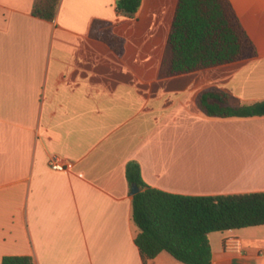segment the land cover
<instances>
[{
	"label": "crops",
	"instance_id": "1",
	"mask_svg": "<svg viewBox=\"0 0 264 264\" xmlns=\"http://www.w3.org/2000/svg\"><path fill=\"white\" fill-rule=\"evenodd\" d=\"M0 0V264H144L125 167L182 195L264 191V115L208 116L207 88L234 107L264 100V0H230L256 55L172 76L160 66L177 0ZM96 21L122 54L91 35ZM67 168L52 170L51 156ZM235 236L241 251H227ZM211 264H264V225L208 234ZM145 264H184L161 251Z\"/></svg>",
	"mask_w": 264,
	"mask_h": 264
},
{
	"label": "trees",
	"instance_id": "2",
	"mask_svg": "<svg viewBox=\"0 0 264 264\" xmlns=\"http://www.w3.org/2000/svg\"><path fill=\"white\" fill-rule=\"evenodd\" d=\"M60 0H33V16L53 20ZM141 0H116L115 8L134 14ZM91 35L122 54L124 40L105 22L96 21ZM256 47L243 28L230 0H177L164 55L161 76H172L255 56ZM196 105L208 116L264 115V100L234 107L228 94L214 88L200 91ZM132 195L134 237L142 261L167 251L184 264H211L208 234L264 225V191L226 195H182L146 184L136 161L125 167ZM1 264H33L29 255H5Z\"/></svg>",
	"mask_w": 264,
	"mask_h": 264
},
{
	"label": "built area",
	"instance_id": "3",
	"mask_svg": "<svg viewBox=\"0 0 264 264\" xmlns=\"http://www.w3.org/2000/svg\"><path fill=\"white\" fill-rule=\"evenodd\" d=\"M49 167L52 170L63 171L67 168V164L58 156H51L48 161ZM223 247L227 251H241V243L240 240L235 236H229L224 239ZM261 253L264 254V244L261 248Z\"/></svg>",
	"mask_w": 264,
	"mask_h": 264
},
{
	"label": "water",
	"instance_id": "4",
	"mask_svg": "<svg viewBox=\"0 0 264 264\" xmlns=\"http://www.w3.org/2000/svg\"><path fill=\"white\" fill-rule=\"evenodd\" d=\"M138 191H139L138 186L136 184H132L131 187H130V193L133 195V194H135Z\"/></svg>",
	"mask_w": 264,
	"mask_h": 264
}]
</instances>
